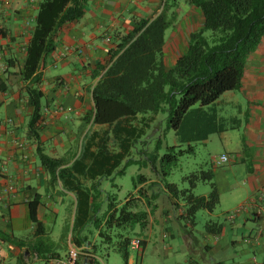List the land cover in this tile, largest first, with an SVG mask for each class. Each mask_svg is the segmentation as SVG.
I'll return each mask as SVG.
<instances>
[{"label": "crops", "instance_id": "crops-1", "mask_svg": "<svg viewBox=\"0 0 264 264\" xmlns=\"http://www.w3.org/2000/svg\"><path fill=\"white\" fill-rule=\"evenodd\" d=\"M162 1L87 0L83 17L60 30L55 50L41 66L44 96L35 139L28 130L32 109L16 73L25 58L40 0H0V82L6 87L0 89V264H66L72 249L80 251L76 264H89L87 257L102 263L96 241L88 242L82 231L86 221L84 208L77 207L72 191L63 189L59 182L51 183L49 174L40 164L37 149H42L50 158L61 160L62 167H70L79 158L89 134L101 129L88 121L94 111L91 89L104 72L100 69L108 66L111 53L135 22L152 20L160 13ZM184 15L165 31L167 69L185 52L189 35L202 23L196 8L188 7ZM13 58L17 63L7 67L6 60ZM231 92L224 93L210 105L192 107L172 136L177 146H193L207 144L214 135L221 138L228 130L243 131L242 148L235 156L227 153V144H222L224 149L219 157L213 158L210 166L202 165L212 168L217 186L219 181L227 183L230 195L239 186L244 190L245 198L227 208L236 211L245 207L234 219L228 218L231 229L238 233L241 228L240 240L233 237L230 246L226 244L222 239L226 227L219 236L204 231V240L196 255L193 252H196L197 242L191 239V234H185L184 245L193 252L183 255L177 264H225L218 253L229 247H239V258L237 262L231 259L232 264H264V213L254 216L255 209L264 208V41L247 60L240 89ZM221 156H226L227 161L220 163ZM237 162L242 165L241 180L233 177L235 168L220 169L225 164L232 166ZM226 174L231 179L227 177L226 181ZM78 177L85 186L91 183V180ZM99 179L95 178L94 183H100L102 179ZM35 195L39 196L36 223L31 221L28 209V202ZM173 211L184 218L183 210ZM147 214L145 227H139L145 234L130 241L127 264L133 261L130 249L137 252L136 261L142 264L150 244L147 239L154 236L152 229L158 226L156 221L171 220L170 209H161L155 218ZM77 215L79 225L74 236L73 219ZM91 217L89 213L87 219ZM184 221L187 222L185 218ZM101 232L102 225L97 228L96 236L103 239L99 236ZM168 236L173 237L169 231L161 234L162 239ZM100 244L105 245L103 241ZM173 248L168 244L161 250L171 253ZM202 249L211 258H206V254L202 256ZM153 253L159 254L158 249Z\"/></svg>", "mask_w": 264, "mask_h": 264}, {"label": "trees", "instance_id": "trees-1", "mask_svg": "<svg viewBox=\"0 0 264 264\" xmlns=\"http://www.w3.org/2000/svg\"><path fill=\"white\" fill-rule=\"evenodd\" d=\"M187 7L199 10L202 16L200 28L189 35L185 52L170 68L164 63V35L179 16L178 0H163L160 13L152 20L142 19L120 40L110 55L108 66L91 89L94 111L89 116L92 126L101 127L87 137L79 158L70 167H62V161L45 155L37 149L40 164L50 176L51 183L59 182L63 189L72 191L77 207L84 208V217L96 210L94 203L99 195V183L95 178L111 177L121 163L124 167L144 161L131 158L132 149L140 142L145 146L155 141L151 161L157 164L158 152L162 146L161 138H149V131H156V117L166 115L167 129L176 133L188 113L198 105L207 106L226 92L238 91L241 87L247 60L264 41V0H183ZM87 0H40L30 40L25 49V58L18 67L16 75L23 83L24 97L32 109L28 123L29 133L37 139L38 123L41 118L43 92L41 90V66L44 59L56 47L57 36L65 26L79 21L85 14ZM16 59L6 60L7 67L15 66ZM0 82V89L4 90ZM181 146L166 147L167 153L160 159L161 167L168 170L184 151ZM186 152L194 154V147L187 146ZM140 148L138 151H142ZM124 167L117 171L123 174ZM168 173L163 172L161 178ZM78 176L91 180L89 186L83 185ZM212 168L188 171L182 177L181 186L177 183L161 182V192L168 196L174 210H183L188 224H195L198 211L212 213L219 204V193L213 183ZM144 180L138 175L136 184ZM161 180V179H160ZM199 183H207L210 192L197 196L193 190ZM188 185V186H185ZM155 183L152 185L154 186ZM138 200L144 195L138 189ZM151 194V200L158 198ZM154 210L155 205L150 204ZM39 196L28 202L29 216L36 223V208ZM147 213L133 212L125 202L118 210L109 204L104 214L106 228L138 224L144 228ZM79 220V217H78ZM103 223V221H102ZM97 224L99 228L101 224ZM223 226L207 221L205 233L221 235ZM107 238L105 244L111 245ZM122 237V236H121ZM131 239L117 241L114 250L120 253L127 264L128 247ZM139 242L138 245H142ZM89 264H100L87 257Z\"/></svg>", "mask_w": 264, "mask_h": 264}, {"label": "rangeland", "instance_id": "rangeland-1", "mask_svg": "<svg viewBox=\"0 0 264 264\" xmlns=\"http://www.w3.org/2000/svg\"><path fill=\"white\" fill-rule=\"evenodd\" d=\"M177 7H179L180 11L178 16L179 18L180 16L184 15L188 7L185 5L183 0H178L177 5L174 8ZM184 16H186V14ZM227 125H230V122H228ZM154 126L155 128H157L156 135L155 131H149V134L145 138V141L149 140V138L151 137L154 138L155 136H157V138H161L162 140V146L159 151H157L158 158L156 167L153 168L154 163L150 159L151 156L155 154L153 153L155 141H149L146 146L144 144H140V142L137 143L135 145V148L132 149L131 158L140 161H144V159H147V166H143L142 163H133L124 167V161L121 163L120 167L114 171L111 177L102 179L98 187L100 192L99 195L96 197V201L94 203V207H96V210L94 211V213H91L92 217L90 219H86V221L82 224V231L87 236V241L92 243H95L96 241L97 243V246L99 248L98 254L103 259V261H100L102 262L101 264H125L122 255L116 252L113 246L117 241H122L124 238L136 239L138 235L145 234V231L142 232L139 229L138 224L133 225L132 229L126 225L120 227L115 225L110 228H106V226L103 224L104 214L107 212L110 203H113L115 208L119 210L122 205L127 202L129 203V208L131 211H143L146 213L148 212L151 214L152 218H155V214H160L161 209H170V221L160 222L159 219L158 221H156L158 222V226H154V228L152 229V231L155 232L154 236H152V238L150 239H147L150 240V244L147 253L143 256L142 264H177V262L180 261L183 255L190 254V252H193L192 248H188L187 245H184L185 241H187V237H185V234H191V239L197 242L196 248H194L196 252H193V254L199 255L198 247L200 244H202L204 240L202 238V233H204L205 231V224L207 221L216 222L222 225L223 228L226 227L225 236L222 239L226 240L225 243L229 246L230 239H232L233 237H237V240H240L241 228L239 231L240 233H237L234 229H231L230 225L228 224V215L230 213L233 214L235 212V209H227L232 206H235V204L245 198L244 190H242L240 186L232 195H230L228 193L229 191L227 192V183H219V181L217 186V177L214 176L213 183L215 184L216 189L218 188L219 190L218 193L221 196V202L218 204V206L212 213H208L206 211H198L195 216V224L191 226L190 224H188V222L184 221V218L178 217L177 212L173 211V209L170 208V206H172V203L170 204L168 196L164 195L161 192V190H163L161 182L177 183L180 187L182 177L186 175L188 171H194L196 169H199L200 166L204 164H208L210 166L211 160L213 158L215 159L219 157V155L223 152L224 149L222 147V144H227V153H229L231 156H235L236 152L242 148L241 144L243 138V131H237V129L232 131L228 130L227 135L221 136V138H219L217 135L211 136L207 144L193 145L195 151L194 154L189 153V151L186 152L188 147L186 145H181L180 149L184 152L178 155V160L173 161V165L168 170L166 167H161L159 159L167 153L166 147L177 145H175L173 142L172 131L167 129L166 115L159 113L156 117V123ZM140 148H142L143 150L138 151ZM241 166L242 165H239V162H237L236 165L232 166L225 164L220 169L227 170L228 168H235L233 177L236 180H241V178L243 177V172H240ZM123 167V174L117 175V171L121 170ZM163 172H166L168 174L165 175V177L161 178ZM138 175H142L144 177V180L140 183H137V188L134 190L133 181ZM225 177L226 181L227 177L231 179V176H227V174ZM154 183L155 185L152 186ZM185 186L188 185L185 184ZM138 189H141L144 195V198H142V200L137 199ZM193 192L197 196H206L210 192V186L207 183H199L193 190ZM152 193H157L160 196H158V198H156L155 200H151ZM146 200H150V204L152 206L155 205L156 208L152 210V207L147 204ZM96 222L97 224L102 223V233H104V235L105 233L108 235V237L110 238V242L112 243L111 245H109V243L105 244V242L108 241L107 238L103 237L102 239L96 236ZM78 225L79 220L77 215V217L73 219L74 236H76ZM165 231H169V233L172 234L173 237L168 236L162 239L161 234ZM101 241H103L105 245H102L103 243L100 244ZM153 242H156L157 244L154 245ZM168 244L174 247V251L171 253H166L164 252V250H161V247L165 248L168 246ZM177 245H179V247H177ZM192 246H195V243H193ZM155 248L158 249L159 254L153 253ZM238 251L239 247H234V249L231 247H229L228 249L224 248V251L218 253V256L221 259H225V264H232L233 262L231 259H233L234 262H237V259L239 258ZM201 253L202 256L206 254V258H211L210 255L206 253L203 249L201 250ZM129 256L133 260L132 264H136V262L140 264L139 261H136V251L130 249ZM153 256L155 257L154 260Z\"/></svg>", "mask_w": 264, "mask_h": 264}, {"label": "built area", "instance_id": "built-area-1", "mask_svg": "<svg viewBox=\"0 0 264 264\" xmlns=\"http://www.w3.org/2000/svg\"><path fill=\"white\" fill-rule=\"evenodd\" d=\"M219 161H220V163L226 162L227 161V157L226 156H221V158H220ZM259 199H262V197H260ZM244 209H245L244 206L243 207H239V209H237L233 214L230 213L228 215V218L230 220L231 219H234L236 217V215H238ZM263 213H264V208L263 209L257 208L254 211V216L255 217H260V216H262ZM137 243L138 242H133V244H137ZM79 254H80V251H78L77 249L70 250L68 252V255H67L66 264H76L77 263V260L79 258Z\"/></svg>", "mask_w": 264, "mask_h": 264}]
</instances>
